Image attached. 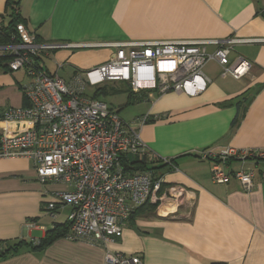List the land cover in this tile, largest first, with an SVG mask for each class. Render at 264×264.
Masks as SVG:
<instances>
[{"label": "crops", "instance_id": "1", "mask_svg": "<svg viewBox=\"0 0 264 264\" xmlns=\"http://www.w3.org/2000/svg\"><path fill=\"white\" fill-rule=\"evenodd\" d=\"M9 1L38 42L67 45L37 59L65 83L108 61L116 49L98 46L106 43L243 40L228 63L242 57L249 68L235 80L208 61L206 89L195 97L129 89L128 98L145 105L141 141L153 157L172 162L154 174H162L163 189L180 187L186 198L146 205L131 216L134 209L121 236L104 246L66 233L33 249L54 224L67 225L68 207L57 208L54 218L45 208L55 192L70 188L57 180L40 183L28 159L0 160V264H103L106 251L139 256L143 264H264V162L227 163L229 171L254 167V187L245 192L232 177L212 183L211 164L197 157L203 150L264 147V0H0V27L11 21ZM214 50L206 47L208 54ZM20 74L0 68V114L27 105ZM9 127L17 132L24 124ZM152 156L148 162L159 166Z\"/></svg>", "mask_w": 264, "mask_h": 264}, {"label": "built area", "instance_id": "2", "mask_svg": "<svg viewBox=\"0 0 264 264\" xmlns=\"http://www.w3.org/2000/svg\"><path fill=\"white\" fill-rule=\"evenodd\" d=\"M2 36L0 30V40ZM242 42L245 41L226 39L98 44L116 51L105 63L65 83L41 69L37 59L44 52L67 45L38 42L33 32L17 23L14 33L0 43V56H9V73L24 72L26 82L21 91L27 105L7 108L1 115L0 126H7L0 134V160L28 159L40 183L57 180L70 188L55 192V200L45 208L51 218L57 208H69V240L102 246L114 242L134 209L168 201L180 204L186 191L173 186L163 189L162 176L155 177L149 171L126 173L120 165L122 158L152 156L139 136L147 117L126 123L106 103L87 96L85 90L96 91L105 83H125L133 93L154 90L158 94L174 92L195 97L206 89L208 79L202 69L210 60L221 67L222 77L237 80L244 76L249 68L245 59L238 57L235 63H228L233 47ZM210 45L215 50L208 54L206 47ZM14 124H24V128L13 132L9 125ZM197 157L211 164L212 183L224 185L232 177L243 191L249 192L254 187V167L229 171L226 165L229 161L241 165L247 161L264 162V147L203 150ZM38 243L33 241V245ZM103 264L143 262L139 256L106 251Z\"/></svg>", "mask_w": 264, "mask_h": 264}, {"label": "trees", "instance_id": "3", "mask_svg": "<svg viewBox=\"0 0 264 264\" xmlns=\"http://www.w3.org/2000/svg\"><path fill=\"white\" fill-rule=\"evenodd\" d=\"M8 6L10 7V17H11V21L6 25V26H2L0 27V30L2 31V38L0 40V43L2 42H6L7 39L11 36L12 33H14V28L16 26L17 23L22 22L17 10H16V5L15 3L12 2H8L7 3ZM9 56H0V68L7 70V63L9 62ZM107 91L102 88H99L95 91L94 93V98H97L100 95H104L106 94ZM1 115L0 114V120H1ZM150 162V161H149ZM147 158H135V157H124L120 160V165L124 168V171L126 173H132L135 171H149L153 174V176L155 177H159L162 176V174L160 175H155L154 174V170H158V169H162V168H167L169 166H172V162L168 161V163H164L161 160H157L155 161L156 165L159 166H152L153 162L149 163ZM144 207H147L146 205L139 207L136 209V211H134L131 216L133 214H136L137 211L144 209ZM149 207V206H148ZM150 208V207H149ZM68 232V225H58V224H54L52 229L47 231L45 236L39 240V243L37 245H33L30 244V246H32L33 249H39V248H43L44 246H46L47 244H49L51 241H53L55 238H58L60 236L64 237L66 235V233ZM18 246V245H17ZM16 250L15 247H12L10 250L9 249H5V251L2 253V255L10 253V252H14ZM1 255V254H0Z\"/></svg>", "mask_w": 264, "mask_h": 264}, {"label": "rangeland", "instance_id": "4", "mask_svg": "<svg viewBox=\"0 0 264 264\" xmlns=\"http://www.w3.org/2000/svg\"><path fill=\"white\" fill-rule=\"evenodd\" d=\"M21 72H13L14 75L18 78H21ZM26 82V80H25ZM24 82V83H25ZM106 90L107 93L100 95L97 98L106 103L109 107L113 108L118 114L119 118L128 123L132 120L139 117L140 114L144 111L145 105L144 102L136 101L135 96L129 97V88L125 83H105L103 84V90ZM95 89L87 88L85 94L89 97H93Z\"/></svg>", "mask_w": 264, "mask_h": 264}]
</instances>
